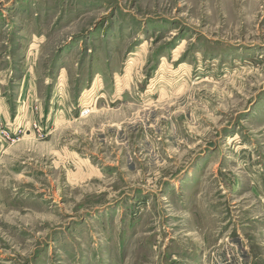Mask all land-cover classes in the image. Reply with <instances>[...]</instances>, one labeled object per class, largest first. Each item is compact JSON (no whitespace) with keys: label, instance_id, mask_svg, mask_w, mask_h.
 <instances>
[{"label":"rangeland","instance_id":"obj_1","mask_svg":"<svg viewBox=\"0 0 264 264\" xmlns=\"http://www.w3.org/2000/svg\"><path fill=\"white\" fill-rule=\"evenodd\" d=\"M0 264H264V0H0Z\"/></svg>","mask_w":264,"mask_h":264}]
</instances>
